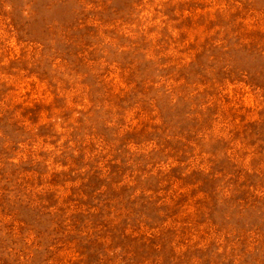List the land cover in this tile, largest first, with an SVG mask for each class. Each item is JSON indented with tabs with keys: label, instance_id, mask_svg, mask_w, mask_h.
<instances>
[{
	"label": "rangeland",
	"instance_id": "374dc122",
	"mask_svg": "<svg viewBox=\"0 0 264 264\" xmlns=\"http://www.w3.org/2000/svg\"><path fill=\"white\" fill-rule=\"evenodd\" d=\"M0 264H264V0H0Z\"/></svg>",
	"mask_w": 264,
	"mask_h": 264
}]
</instances>
